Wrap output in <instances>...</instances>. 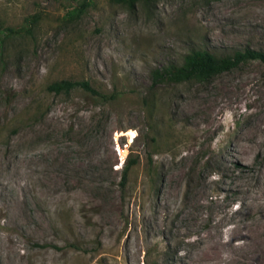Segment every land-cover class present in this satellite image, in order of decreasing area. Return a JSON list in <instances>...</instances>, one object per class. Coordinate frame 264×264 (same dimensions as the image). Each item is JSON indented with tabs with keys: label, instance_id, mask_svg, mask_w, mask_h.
<instances>
[{
	"label": "rangeland",
	"instance_id": "1",
	"mask_svg": "<svg viewBox=\"0 0 264 264\" xmlns=\"http://www.w3.org/2000/svg\"><path fill=\"white\" fill-rule=\"evenodd\" d=\"M82 1L0 0V264H264V62L153 77L264 52V0Z\"/></svg>",
	"mask_w": 264,
	"mask_h": 264
},
{
	"label": "trees",
	"instance_id": "2",
	"mask_svg": "<svg viewBox=\"0 0 264 264\" xmlns=\"http://www.w3.org/2000/svg\"><path fill=\"white\" fill-rule=\"evenodd\" d=\"M114 3H119L127 8L134 9L138 3L150 4L158 0H111ZM88 5L87 1H82L78 5L68 8L65 13V17L69 20H73L75 17H79ZM39 17L38 15H30L25 19V25L19 28H6V33L0 32V47L4 43L3 37H14L22 35L23 33H32L33 27L36 25ZM259 60L264 62V52L244 49L242 51L237 50L230 55L217 56L205 49H192L184 54L180 63H171L166 66L156 69L153 72V77L160 83H178L183 81H207L216 74L235 68L237 65L248 60ZM80 86L85 90L92 93L99 94L93 89L88 81H73L69 79H62L55 81L48 85V89L54 93L68 92L72 88ZM105 97V96H104ZM129 163H126L123 169V176L125 177Z\"/></svg>",
	"mask_w": 264,
	"mask_h": 264
}]
</instances>
